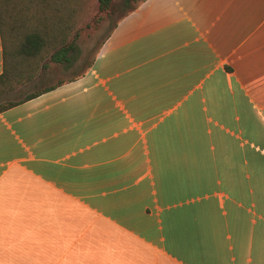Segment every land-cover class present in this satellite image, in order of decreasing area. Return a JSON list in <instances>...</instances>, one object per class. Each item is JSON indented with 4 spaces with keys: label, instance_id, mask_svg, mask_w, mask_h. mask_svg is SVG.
I'll return each mask as SVG.
<instances>
[{
    "label": "crops",
    "instance_id": "obj_1",
    "mask_svg": "<svg viewBox=\"0 0 264 264\" xmlns=\"http://www.w3.org/2000/svg\"><path fill=\"white\" fill-rule=\"evenodd\" d=\"M39 90L0 112V264H264V0L142 1Z\"/></svg>",
    "mask_w": 264,
    "mask_h": 264
},
{
    "label": "rangeland",
    "instance_id": "obj_2",
    "mask_svg": "<svg viewBox=\"0 0 264 264\" xmlns=\"http://www.w3.org/2000/svg\"><path fill=\"white\" fill-rule=\"evenodd\" d=\"M27 2L28 31L34 30L36 21L46 15L51 19L49 25L56 20L54 29H58L59 35L52 44H58L61 40L65 44H73L74 48L69 53L72 63L69 67H64L60 63L49 62V67L40 70L32 81L2 95L0 104L22 99L42 87L83 73L119 18L139 0H130L127 4L123 0H113L110 8L106 10L100 9L98 0H27ZM38 26L42 28L41 25ZM53 50L54 48H50L47 56ZM46 60L50 61V58L47 57Z\"/></svg>",
    "mask_w": 264,
    "mask_h": 264
},
{
    "label": "trees",
    "instance_id": "obj_3",
    "mask_svg": "<svg viewBox=\"0 0 264 264\" xmlns=\"http://www.w3.org/2000/svg\"><path fill=\"white\" fill-rule=\"evenodd\" d=\"M98 1L100 9L106 10L110 8L113 0ZM123 1L127 4L130 0ZM142 1L145 0H139L135 6L131 7L121 17L134 10ZM49 20L51 19L47 15L43 19L39 18L36 21L37 25L34 30H27V33H23L21 41H19L12 52L11 60L8 59L6 54L4 68L0 74V97L17 89L22 84L32 81L40 70H45L49 67V62L60 63L64 67L71 65L72 59L69 53L74 46L73 44H65L62 40L58 44H52L57 39L59 31L54 29L56 20L52 21V25H49ZM38 25H41L42 28ZM50 48H54V50L47 56ZM47 57L50 58V61L46 60ZM41 91L36 90L25 95L22 99L1 103L0 112L23 100L37 96Z\"/></svg>",
    "mask_w": 264,
    "mask_h": 264
}]
</instances>
